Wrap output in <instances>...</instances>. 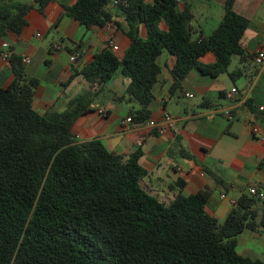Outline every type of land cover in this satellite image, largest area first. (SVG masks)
Returning <instances> with one entry per match:
<instances>
[{
	"label": "trees",
	"instance_id": "1",
	"mask_svg": "<svg viewBox=\"0 0 264 264\" xmlns=\"http://www.w3.org/2000/svg\"><path fill=\"white\" fill-rule=\"evenodd\" d=\"M50 1L24 6L0 0V43L16 41L28 12L42 15ZM110 2L75 0L65 13L85 29L102 28L111 21L104 11ZM119 2L125 6L112 8L125 24L127 49L120 59L110 50L95 55L79 76L97 88L116 72L127 79L117 102L129 107L134 127L149 121L162 53L172 58L170 96L193 70L232 80L233 59L238 66L254 61L240 47L249 22L233 13L234 0L225 1L220 23L206 38L193 34L189 9L178 11L174 0ZM206 54L213 63L200 65ZM7 63L13 78L0 87V264H262L237 256L235 239L264 232L263 202L241 194L221 223L204 212L207 190L177 195L168 206L157 203L138 186L145 177L139 152L121 158L97 140L76 143L72 127L97 93H82L60 114L39 116L18 60L10 56ZM244 108L264 121V109L253 110L250 103Z\"/></svg>",
	"mask_w": 264,
	"mask_h": 264
},
{
	"label": "crops",
	"instance_id": "2",
	"mask_svg": "<svg viewBox=\"0 0 264 264\" xmlns=\"http://www.w3.org/2000/svg\"><path fill=\"white\" fill-rule=\"evenodd\" d=\"M225 1L179 0L176 4L178 11L184 7L189 9V27L193 34L206 38L220 23ZM15 2L32 5V0ZM74 2L51 0L42 15L30 10L18 39L2 42L18 60L15 66L21 69L22 82L32 91L33 111L39 116L60 114L69 101L82 93H97L90 111L72 127L76 143L97 140L105 151L121 158L139 152L138 166L145 177L138 186L164 206L177 195L188 197L207 190L209 198L204 212L221 223L240 195L247 194L248 188L264 192V168L260 167L264 161V121H257L244 108L250 103L253 110L264 109V66L257 68L254 61L238 66L233 59L230 67L233 65L234 70L228 68V74H233L232 80L227 75L211 79L193 70L182 81L180 89L170 96L172 58L162 53L156 61L160 73L152 89L149 122L160 124L162 116L167 115L173 123L163 135L134 127L125 123L129 107L117 102L128 85L127 79L116 72L105 86L97 88L79 76L95 55L110 50L108 40L116 47L112 52L114 57H122L128 47L125 24L108 5L104 11L111 16L112 32L108 34L95 27L85 29L65 13ZM232 11L249 22L240 47L256 55L264 46V0H234ZM158 29L166 31L163 24ZM140 33L143 36L142 30ZM55 46L58 51L54 50ZM2 51L0 47V54ZM73 53L79 58L71 65L68 58ZM25 58L28 64L22 62ZM213 61L206 54L198 63L207 66ZM12 78L8 63L0 62V87L8 85ZM231 90L235 91V104L230 107L225 95ZM195 99L198 103L191 105L189 102ZM202 103L208 105L201 107ZM214 108L228 109L230 119L222 114L208 117V111ZM251 122L258 126L260 134L251 133ZM179 184H182L180 189ZM235 244L237 256L264 264V232L244 233L235 239Z\"/></svg>",
	"mask_w": 264,
	"mask_h": 264
},
{
	"label": "built area",
	"instance_id": "3",
	"mask_svg": "<svg viewBox=\"0 0 264 264\" xmlns=\"http://www.w3.org/2000/svg\"><path fill=\"white\" fill-rule=\"evenodd\" d=\"M16 1V0H14ZM174 2H179V0H174ZM121 6H125V3H120L119 0H112L110 2V6L111 7H116L118 5ZM113 22L110 21L108 23H105V25L102 27V29L106 32V33H111L112 30H113ZM37 38H39L38 35H36ZM107 46L108 48L110 49L111 52H114L116 51V47H114L111 42L108 40L107 41ZM1 49L3 50L2 53L0 54V62L2 63H7L9 58H10V52L8 50V47L6 44H1L0 45ZM54 50L58 51L59 48L57 46L54 47ZM79 58V55L77 53H73L72 55L69 56L68 58V63L71 64V65H74L76 63V61L78 60ZM24 64H28L29 63V60L27 58L23 59L22 61ZM254 64L256 65L257 68H262L264 66V46L259 50V52L255 55L254 57ZM234 96H235V91L234 90H231L228 94L225 95V101L227 102L228 106H233L235 104V99H234ZM186 98H190L189 96H185ZM229 110L228 109H225V110H221V109H211L208 111V117L212 118L218 114H222L226 119H230L229 117ZM125 123L126 124H130V120L129 119H126L125 120ZM173 123L172 119L167 116V115H164L162 116V120H161V123L160 124H152L150 123L149 121L147 123H145L143 126V128H145L146 130L148 131H155L156 134L158 135H163L164 132L166 131V129L171 126ZM248 123V122H247ZM251 133L253 135H258L260 134V130L258 128V126L251 122ZM249 124V123H248ZM136 146L139 147L140 146V143L137 142L136 143ZM247 194L250 196V197H253V198H256L257 200L261 201V202H264V192L259 190L258 188H255V187H250L248 188L247 190Z\"/></svg>",
	"mask_w": 264,
	"mask_h": 264
},
{
	"label": "rangeland",
	"instance_id": "4",
	"mask_svg": "<svg viewBox=\"0 0 264 264\" xmlns=\"http://www.w3.org/2000/svg\"><path fill=\"white\" fill-rule=\"evenodd\" d=\"M229 70H234V66L232 65L230 68H229ZM106 95V94H105ZM108 96V95H107ZM198 101L199 100H193V101H191V102H189L191 105H194V104H196V103H198ZM187 104V103H186Z\"/></svg>",
	"mask_w": 264,
	"mask_h": 264
}]
</instances>
